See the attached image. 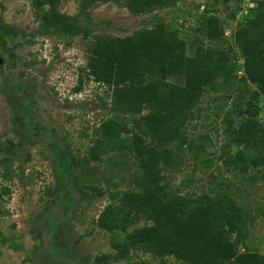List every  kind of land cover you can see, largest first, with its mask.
Here are the masks:
<instances>
[{"label": "rangeland", "instance_id": "1", "mask_svg": "<svg viewBox=\"0 0 264 264\" xmlns=\"http://www.w3.org/2000/svg\"><path fill=\"white\" fill-rule=\"evenodd\" d=\"M165 1L133 14L128 0H0V264H181L128 244L129 233L151 225L131 203L140 192L141 152L177 162L157 166L163 200L185 208L212 203L222 212L215 232L236 252L264 254V154L243 145L249 93L233 38L255 0ZM44 14L52 24H43ZM207 15L222 29L215 42L200 31ZM157 19L176 28L186 55L202 44L225 51L231 67L185 112L176 132L182 144L176 133L169 140L167 130L146 126L147 106L123 111L86 75L94 36L122 37ZM256 105L253 119L264 130V96ZM107 118L116 133L100 139ZM229 201L244 221L241 236L225 223Z\"/></svg>", "mask_w": 264, "mask_h": 264}, {"label": "trees", "instance_id": "2", "mask_svg": "<svg viewBox=\"0 0 264 264\" xmlns=\"http://www.w3.org/2000/svg\"><path fill=\"white\" fill-rule=\"evenodd\" d=\"M165 3V0H128L126 8L138 14L160 8ZM255 3L253 15L237 26L233 38L243 60L242 82L249 93L250 117L244 122L243 145L264 154V130L253 119L258 112L256 100L259 95L264 96V0H255ZM42 19L45 25L53 23L46 14ZM200 31L211 42L222 36V29L213 15L202 18ZM213 55L216 58H211ZM86 65L89 68L86 75L106 86L116 107L129 111L147 106L146 126L152 130H167L171 134L169 140L184 120L185 112L197 103L202 88L216 76L227 77L231 73L225 51L197 44L192 54L186 55L176 28L162 19L122 37L94 36L87 51ZM167 77H181L182 83L167 82ZM115 133L113 118H107L98 126L100 139L111 138ZM177 139L181 144L185 141L178 133L173 140ZM143 154L140 153L139 162L142 174L137 177L140 192L131 195V203L137 213H147L151 225L129 233L130 246H150L155 256L171 255L181 264H264V254L236 252L231 243L213 230L222 212L212 203L198 201L185 208L163 200L156 191L161 179L157 166L175 168L177 162L172 157H144ZM58 167L65 179L63 162L58 163ZM227 189L220 193L227 196L231 193ZM226 205L229 212L225 214V223L229 230L241 236L244 221L233 202Z\"/></svg>", "mask_w": 264, "mask_h": 264}]
</instances>
